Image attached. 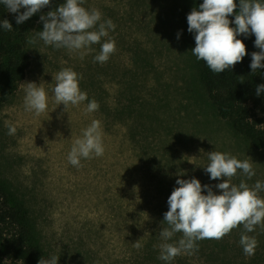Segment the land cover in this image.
<instances>
[{"label": "rangeland", "instance_id": "rangeland-1", "mask_svg": "<svg viewBox=\"0 0 264 264\" xmlns=\"http://www.w3.org/2000/svg\"><path fill=\"white\" fill-rule=\"evenodd\" d=\"M65 2H54L43 14ZM235 3L230 21L239 11V0ZM82 6L100 10L102 21H113L109 37L116 50L101 64L94 61L101 44L82 49V58L80 51L43 41L29 44L43 30V22L37 23L27 39L30 68L0 107V183L28 212L44 258L58 256V264L149 263L148 236L168 227L164 213L177 179L195 177L221 194L215 186L223 179L212 180L205 171L208 153L220 151L253 161L255 175L249 179L238 169L231 184L264 183V151L220 118L200 82L187 22L196 8L193 0H84ZM66 67L82 75L79 87L88 96L67 108L53 93L55 76ZM26 82L45 88L44 113L26 110ZM93 99L99 109L87 112ZM93 120L100 121L104 153L73 166L68 154ZM9 124L16 127L13 135ZM202 194L207 189L202 187ZM259 195L264 198V190ZM242 231L240 225L222 239L206 240L240 245ZM249 235L258 240L255 254L234 264H264V227Z\"/></svg>", "mask_w": 264, "mask_h": 264}, {"label": "clouds", "instance_id": "clouds-1", "mask_svg": "<svg viewBox=\"0 0 264 264\" xmlns=\"http://www.w3.org/2000/svg\"><path fill=\"white\" fill-rule=\"evenodd\" d=\"M51 0H0L8 12L16 14V23L22 24L41 9L50 5ZM84 0H66L58 8L40 15L43 30L36 31L29 38V44L43 41L45 45L55 48H66L69 51H81L93 44H101V50L94 61L106 63L115 52V40L109 37V30L115 29L111 19L102 21L100 10L86 9ZM237 8L235 0H203L198 8H193L187 15L188 31L194 33L195 47L191 49L197 60H202L214 73L220 74L231 70L247 55L246 45L237 37L255 36V47L258 52L251 53L250 68L252 73L264 68V2L261 0H239V11L234 21L229 16ZM23 9V11H21ZM234 23L235 27H230ZM0 27L11 31L12 24L4 19ZM179 33L177 38L179 39ZM103 38H108L101 43ZM82 75L72 68L66 67L55 76L53 93L57 104L67 108L69 104L78 105L88 99L87 93L81 91L79 80ZM24 104L28 111L36 115L47 109V94L42 83H25ZM264 93V84L256 87V95ZM99 103L93 99L86 108L87 112L97 111ZM9 135L16 132V127L9 124ZM104 153L100 121L93 120L83 130L82 137L75 140L69 154L70 164L80 167L81 158L102 156ZM210 163L205 171L210 179H223L215 187L222 190L221 194L213 192L212 187L203 185L195 177L177 179L167 203L169 210L164 213L168 227L160 232L163 243L160 244L159 259L170 262L181 253L193 254L198 250L197 241L204 239H222L238 226H243L239 243L245 255L252 256L258 247L255 236L249 235L256 226L264 227V198L259 193L264 190V183L257 181L249 186L244 180L239 185L231 184L230 179L242 170L249 179L255 175L251 157L238 159L227 152L211 151L208 153ZM226 178V179H224ZM207 189V194H202ZM176 233H182L178 241L169 243ZM134 247L141 248L139 240ZM58 256L41 257L37 264H58Z\"/></svg>", "mask_w": 264, "mask_h": 264}, {"label": "trees", "instance_id": "trees-1", "mask_svg": "<svg viewBox=\"0 0 264 264\" xmlns=\"http://www.w3.org/2000/svg\"><path fill=\"white\" fill-rule=\"evenodd\" d=\"M41 9L22 24H17L16 14L7 11L0 3V21L7 19L13 29L0 27V107L6 104L18 91L31 65V55L27 49V39L36 28L42 15L54 2ZM238 0H235L237 2ZM196 8L203 0H193ZM23 11V9L21 10ZM246 45L247 55L231 70L220 74L212 72L200 60L199 79L209 101L217 114L227 121L232 129L245 138L254 149L264 151V93L256 95V87L264 84V68L252 73L251 53L257 52L255 36H238ZM195 46V39H194ZM160 232L153 230L147 240L143 264H234L246 260L241 245L207 243L197 241L198 250L193 254L176 256L170 262L159 259ZM182 233H176L169 243L178 241ZM156 243L159 246H156ZM43 257L28 212L14 199L9 190L0 183V264H37ZM247 264V263H243Z\"/></svg>", "mask_w": 264, "mask_h": 264}]
</instances>
